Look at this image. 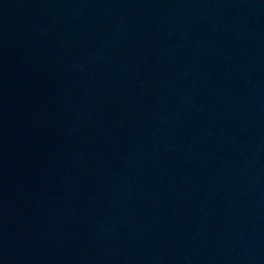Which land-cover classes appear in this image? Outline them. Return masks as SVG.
<instances>
[{"label": "water", "instance_id": "1", "mask_svg": "<svg viewBox=\"0 0 264 264\" xmlns=\"http://www.w3.org/2000/svg\"><path fill=\"white\" fill-rule=\"evenodd\" d=\"M0 264H264V0H0Z\"/></svg>", "mask_w": 264, "mask_h": 264}]
</instances>
